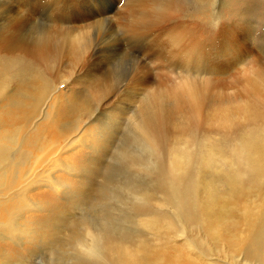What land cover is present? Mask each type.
<instances>
[{"label": "rangeland", "instance_id": "1", "mask_svg": "<svg viewBox=\"0 0 264 264\" xmlns=\"http://www.w3.org/2000/svg\"><path fill=\"white\" fill-rule=\"evenodd\" d=\"M41 40L46 64L11 50ZM0 42V264H109L110 241L151 264H264V0H0ZM190 83L208 118L262 111L196 125L174 108Z\"/></svg>", "mask_w": 264, "mask_h": 264}, {"label": "bare ground", "instance_id": "2", "mask_svg": "<svg viewBox=\"0 0 264 264\" xmlns=\"http://www.w3.org/2000/svg\"><path fill=\"white\" fill-rule=\"evenodd\" d=\"M172 4V3H171ZM137 5H139V4H137ZM136 5V6H137ZM172 6V5H171ZM127 8V7H126ZM130 8V7H129ZM172 8V7H171ZM137 10H138V8H137ZM171 10V9H170ZM111 12V11H110ZM118 12V11H117ZM117 12H115L116 14V16H121V14H124V12L123 13H117ZM126 12V11H125ZM128 12V11H127ZM129 12L130 13H132V11H130L129 10ZM141 14H142V12H140ZM165 12H163V14H164ZM109 14V16H110V13H108V12H106L105 11V13H97L96 11L95 12H93L92 13V16H94L95 18H96V20L95 21H93V17H86L85 19H83L82 21L83 22H85V21H88V20H90V22L86 25V26H81L79 29H78V31L79 30H82L84 27H87V28H90V27H98V26H100V24H101V22H103V20L102 19H100V17H102L103 15H108ZM163 14H161V13H159L158 14V17H162L163 16ZM114 15V16H115ZM165 15V14H164ZM141 16H143V15H141ZM125 17H126V15H125ZM130 17V16H129ZM79 18V17H78ZM144 18H146V16L144 17ZM91 19H92V21H91ZM107 20V19H106ZM162 20V19H161ZM139 21H140V18H139ZM127 22V21H126ZM138 24H139V22H137ZM130 30H131V32H133V33H138V26L135 24V23H133V22H131L130 24ZM69 27H71V25L69 26ZM75 28V27H74ZM78 28V27H77ZM76 28V29H77ZM76 29H73V31L74 30H76ZM72 30V29H71ZM49 31V30H48ZM75 33V32H74ZM77 33V32H76ZM132 33V34H133ZM52 35H53V33H52ZM45 36V35H44ZM47 37H48V35H47ZM141 37V36H140ZM50 38V37H49ZM59 38V37H58ZM72 38V37H71ZM73 38H76V36H74ZM48 39V38H47ZM50 40V39H49ZM65 40V39H64ZM58 41V40H57ZM69 41V40H68ZM48 42V43H47ZM47 42H43V40H41V43L39 42V44H36L35 46H27V45H25V44H23V45H17V46H15V47H17V48H15V47H13L11 50H18V51H22L25 55H33L40 63H44V64H46L48 61H47V59H49V58H51V53L49 54V51H51L50 50V48H51V45H52V42L51 41H47ZM1 44H3V47H8L9 45L8 44H6V43H3V42H0ZM50 43H51V45H50ZM62 43H64V42H62ZM168 43V42H167ZM66 47H67V45H66ZM69 48V47H68ZM67 48V49H68ZM71 48H72V46H71ZM52 49V48H51ZM85 49V48H84ZM226 49V48H225ZM224 49V50H225ZM53 50L54 49H52V52H53ZM68 50H70V49H68ZM82 50H83V48H82ZM221 50H223V48L221 49ZM7 51V50H6ZM77 51V50H76ZM226 51H228V49H226ZM11 52V51H10ZM70 52V51H69ZM180 52V51H179ZM182 52H185L184 50L182 51ZM57 54H58V52H57ZM227 55H228V53H227ZM55 58V57H54ZM19 70V69H18ZM79 70V69H78ZM40 78V77H39ZM243 78V77H242ZM261 79V78H260ZM43 80H45V79H43ZM256 81V80H255ZM258 81V80H257ZM41 82V81H40ZM262 82V81H261ZM195 84V83H194ZM263 84V83H262ZM261 84V85H262ZM192 85H193V83H192ZM264 85V84H263ZM185 86H188V88L187 89H185L186 90V92L187 93H184V94H187V95H184L185 97H186V99H180V97H178L176 100V102H175V105H174V108H175V110L176 111H178V112H183V114L184 113H186L190 118H192L193 119V121H194V123L197 125V124H199L200 125V123L201 122H205V120L206 119H208V121L209 120H211V118L212 117H217V119H215V120H219L220 119V122H221V124L224 122V120H227V118H228V116H229V114L230 115H244V116H251V117H255V116H258L257 114H259L262 110H261V108H260V105L262 104V103H258V101H256L257 103V105H255V103H253L252 104V107H251V105L249 106V105H247V101H243V100H241V99H239V98H235L236 97V95H234V101H233V103H237V104H235V105H238L239 107H236V109L233 111L232 110V113H229V110L228 109H230V108H228V109H226V106L228 105H226V106H222V107H215V105L212 107V110L211 111H213V112H211L210 113V115H209V118H208V115H206V113H204V110H205V107H204V105H205V101H206V96H204L205 95V93H206V90H204V89H202V88H196V84H195V86L193 85V88L191 87V83L190 84H187V85H185ZM190 87V88H189ZM250 87V86H249ZM248 87V88H249ZM47 82L45 81V84H43V86L40 88V90H38V96H39V98H41L43 95L45 96V94L47 93ZM205 88V87H204ZM251 88V87H250ZM262 88L264 89V86H262ZM178 89H180V88H178ZM176 90V89H175ZM177 91V90H176ZM248 91L249 92H251V94H254V96L256 97L257 95H258V93H256V90H255V88L253 87V88H251V90L250 89H248ZM261 91V90H260ZM178 92V91H177ZM184 92V91H183ZM180 92H178V93H172V92H170V94H172L173 96H178V95H180L179 94ZM182 94V93H181ZM259 94H260V92H259ZM239 96V95H238ZM237 96V97H238ZM252 96V95H251ZM251 96H248V97H251ZM33 97V96H32ZM37 97V96H36ZM172 97V96H171ZM171 97H170V99H171ZM240 97V96H239ZM207 98H208V96H207ZM230 98V97H229ZM241 98V97H240ZM252 98V97H251ZM260 98L261 99H263V97L260 95ZM27 99H29V97L27 98ZM168 99V98H167ZM170 99H168V101H170ZM174 99V98H173ZM231 99H233V97L232 98H230V100ZM254 100H255V98H253ZM205 100V101H204ZM228 101V99H225V101ZM229 100V101H230ZM245 100V99H244ZM257 100V99H256ZM32 101H34V100H32ZM250 101H252V100H250ZM262 101V100H261ZM230 102H232V101H230ZM230 102H229V104H230ZM239 102V103H238ZM254 102V101H253ZM40 102H38V101H35V103L33 104V106L32 105H30V109H31V113H29L28 115H31V114H33L35 111H36V108H37V106H38V104H39ZM172 103V102H171ZM252 103V102H251ZM173 104V103H172ZM170 105V104H169ZM231 105V104H230ZM229 105V106H230ZM14 108L15 107H17V106H19V105H12ZM228 106V107H229ZM231 106H234V105H231ZM263 106V105H262ZM21 107V106H20ZM211 107H209V109L211 108ZM227 110H228V112H227ZM170 111V110H169ZM208 111H210V110H208ZM165 112V111H164ZM163 112V113H164ZM229 113V114H228ZM263 113V112H262ZM262 113H261V116H263L262 115ZM25 114V113H24ZM175 114V113H174ZM182 114V113H181ZM180 114V115H181ZM182 114V115H183ZM185 114V115H186ZM28 115L26 116V115H23L22 116V118L23 119H25V117H28ZM260 115V114H259ZM243 116V117H244ZM182 117H184V115L182 116ZM182 117H180V120H182ZM187 117V116H186ZM230 117V116H229ZM242 117V118H243ZM171 118V117H170ZM178 118V117H177ZM185 118V117H184ZM183 118V119H184ZM22 119V120H23ZM50 118H47V120H49ZM188 119V118H187ZM171 120V119H170ZM213 120V119H212ZM211 120V121H212ZM215 120H213V121H215ZM221 120H223V121H221ZM228 120H230V118L228 119ZM184 120H182V122H183ZM212 121V122H213ZM180 122V121H179ZM210 122V121H209ZM219 121H218V123L217 124H219L220 123ZM227 121H225V123H226ZM184 123H186V122H184ZM227 124V123H226ZM221 126V125H220ZM186 128L188 127V125L187 126H185ZM37 131H35L34 133H33V137L35 138L36 136H37ZM50 134H53V133H50ZM151 137H152V145L155 147V148H158V146H159V139H158V136H157V133H156V131L155 130H153L152 132H151ZM10 140V139H9ZM252 142V141H251ZM253 143V142H252ZM249 145V144H248ZM3 147V146H2ZM250 147H252V148H256V149H258V152L255 154V156H252L251 157V160H250V163H251V161H252V163L253 164H249V166L250 167H252V169H253V171L256 173V172H258L260 169H264V148L263 147H261V146H258V145H250V146H248V148L250 149ZM250 151V150H249ZM256 151V150H255ZM251 155V154H250ZM253 155V154H252ZM231 178H234V177H231ZM226 183H228V186L229 187H232V189L234 188L235 190H237V187L239 186V185H241V184H239V182L238 181H236V180H233V179H230L229 178V180H227V181H225ZM238 182V183H237ZM84 186V185H83ZM172 189V188H171ZM209 189V188H208ZM238 190H239V188H238ZM171 191V190H170ZM229 191V190H228ZM170 193V192H169ZM221 196H216V195H214V194H211L210 195V190H209V195L207 196V200H206V207H207V210L209 211V215L212 213V211H213V208L217 205V204H219V203H221L220 201H221ZM235 197H234V195L233 196H230L229 198H227V199H224V200H222V202L223 203H227V202H229V201H231L232 199H234ZM180 204V203H179ZM181 205V204H180ZM179 205V206H180ZM177 207H178V205H177ZM183 207V206H182ZM181 207V208H182ZM217 212V211H216ZM9 216V215H8ZM261 217H264V212L262 213V215H261ZM14 229V228H13ZM15 230L16 229H14V230H12V229H10L9 227H6V228H0V237L1 236H6V237H8V239H10L11 240V238H9V237H13V238H16V232H15ZM233 237V236H232ZM71 238H73V237H71ZM241 240V239H240ZM141 246V244H139V245H136V246H134L133 247V249H135V252L134 251H132V250H130V249H128V246H127V244L126 243H123V242H120L119 243V246L117 245V243H115V244H113L111 241L110 242H108V243H106L105 244V247H104V251H105V254L106 255H108L109 256V258H110V260L109 261H107L109 264H151L155 259L154 258H152L153 256H152V254L150 253V252H148V251H146L145 250V248H144V246H142V247H140ZM254 248V247H253ZM252 248V249H253ZM121 249H123V251H121ZM256 249V248H255ZM254 249V250H255ZM257 250V249H256ZM254 253V252H253ZM8 263V262H7ZM7 263H3V264H7ZM157 263V262H156Z\"/></svg>", "mask_w": 264, "mask_h": 264}]
</instances>
